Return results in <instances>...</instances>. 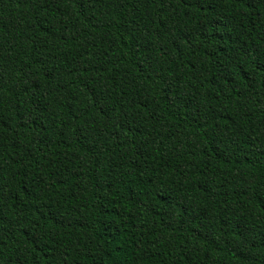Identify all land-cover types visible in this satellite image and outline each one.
Listing matches in <instances>:
<instances>
[{
    "label": "trees",
    "instance_id": "1",
    "mask_svg": "<svg viewBox=\"0 0 264 264\" xmlns=\"http://www.w3.org/2000/svg\"><path fill=\"white\" fill-rule=\"evenodd\" d=\"M0 264H264V0H0Z\"/></svg>",
    "mask_w": 264,
    "mask_h": 264
}]
</instances>
